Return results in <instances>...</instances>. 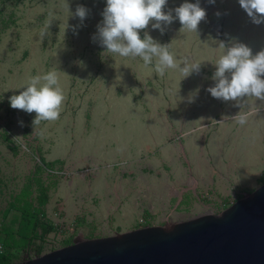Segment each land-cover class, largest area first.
I'll return each instance as SVG.
<instances>
[{
    "label": "rangeland",
    "instance_id": "obj_1",
    "mask_svg": "<svg viewBox=\"0 0 264 264\" xmlns=\"http://www.w3.org/2000/svg\"><path fill=\"white\" fill-rule=\"evenodd\" d=\"M185 2L206 11L197 33L182 32L178 19L162 25L163 34L152 28L155 21L140 33L171 45L178 61L201 63L183 79L176 69L159 76L138 58L107 53L98 35L106 0H0V195L19 190L0 241L21 258L41 252L49 233L72 222L64 247L108 237L99 231L112 221L84 216L134 211L146 226L168 228L219 215L253 193V184H264V101L250 102L258 113L240 126L232 121L243 110L237 102L207 91L215 86L220 44L264 51V35H251L263 23L238 22L239 0H168L163 10L175 17ZM78 6L88 10L83 21ZM53 69L65 95L61 114L34 127L35 113L13 109L10 97ZM58 209L68 222L54 227ZM146 213L157 219L146 220ZM43 228L49 232L41 234Z\"/></svg>",
    "mask_w": 264,
    "mask_h": 264
},
{
    "label": "clouds",
    "instance_id": "obj_2",
    "mask_svg": "<svg viewBox=\"0 0 264 264\" xmlns=\"http://www.w3.org/2000/svg\"><path fill=\"white\" fill-rule=\"evenodd\" d=\"M168 0H106L102 25L98 26L100 44L107 53L123 58H138L145 67H150L159 76H164L168 70L176 69L183 79L193 72H199L201 63L184 59L178 61L170 51L171 45H161L145 32L141 38V31L146 30L152 21L153 29H159L163 34L162 25H170L178 19L182 25L181 31L196 32L206 11L199 3L185 2L176 8L175 17L172 12L167 14L164 8ZM214 2V0H213ZM241 7L256 24L264 23V0H239ZM69 10V7H68ZM88 10L78 6L75 16L83 21ZM214 65L216 71L213 76L215 86L207 91L216 99L236 101L240 111L232 121L245 126L252 115L258 113L255 100L264 101V51L253 55L252 50L237 43L225 48ZM248 100L245 103L244 98ZM65 95L59 83V74L53 69L43 75H35L28 81L27 86L19 95L10 97L13 109L22 110L28 114L35 113L34 127L43 121H56L61 114ZM247 104V107H245ZM253 109L256 112H253ZM21 126L23 122L21 121ZM253 190H259L253 184Z\"/></svg>",
    "mask_w": 264,
    "mask_h": 264
},
{
    "label": "water",
    "instance_id": "obj_3",
    "mask_svg": "<svg viewBox=\"0 0 264 264\" xmlns=\"http://www.w3.org/2000/svg\"><path fill=\"white\" fill-rule=\"evenodd\" d=\"M219 215L146 226L15 264H264V184Z\"/></svg>",
    "mask_w": 264,
    "mask_h": 264
},
{
    "label": "built area",
    "instance_id": "obj_4",
    "mask_svg": "<svg viewBox=\"0 0 264 264\" xmlns=\"http://www.w3.org/2000/svg\"><path fill=\"white\" fill-rule=\"evenodd\" d=\"M18 194H19V190L16 191L13 188H9V189H7L6 192H3L2 195H0V228H1L2 223L4 221L5 213L10 208V206L12 205L14 199L16 198V196ZM233 203L234 202H231V205ZM54 216L56 217V219H53V221L55 222L54 227H56L57 221L59 219H61V222H68L67 218H66V220L64 219V217H66V211H64L62 209H58L57 212L54 214ZM40 221L48 222L46 217H43L41 215H40ZM137 222H138L137 224H138V226H140V228L146 227V222L144 221V219L142 217H140ZM73 228H74V222L70 223V225L63 231L60 229H54L52 231V233L50 234V236H51L50 241L45 244V247L43 248V250L41 252H39V253H35V252L27 253L26 255H24L22 257V259L24 257H27V259H35L39 256L48 254L52 251H55V250H58V249L64 247L63 243L66 242L70 238V236L73 232ZM6 251H8V249L3 244L0 243V254L4 253Z\"/></svg>",
    "mask_w": 264,
    "mask_h": 264
},
{
    "label": "crops",
    "instance_id": "obj_5",
    "mask_svg": "<svg viewBox=\"0 0 264 264\" xmlns=\"http://www.w3.org/2000/svg\"><path fill=\"white\" fill-rule=\"evenodd\" d=\"M241 10H240V9ZM236 17H237V21L238 22H246L247 24H256L253 22L252 18H250L247 14V12L241 7V5H238V9L236 11ZM261 24V23H260ZM263 28L261 29V31H253V33L251 35H264V23H263ZM253 174V173H252ZM193 187L195 188H199L198 184L195 185V184H191ZM141 213H138V212H134V211H125V212H122V213H118L116 215H113L111 217H109L108 215H105L103 214L102 212H99V213H96L94 214L93 216L89 217V216H84L82 218H84V220L86 221H92L94 220L96 223L97 222H103V223H106L108 224L109 221L113 224L112 226H108L107 229L103 228L102 227V230H100L99 232H101L103 235H104V232H105V236H112V235H115V234H119V233H125V232H129V231H132L134 229H138L140 228V226L137 225V220L140 218V217H143V215H140ZM146 217H149L150 219L152 220H155L157 219L156 217H154L152 215V213H146L145 214V219L149 220V218H146ZM97 232V231H96ZM92 232L90 230L86 231V235H90ZM51 234V233H49ZM95 234V232L93 233ZM94 237V236H93ZM87 239H94L92 237H88ZM21 257H19V259L17 261H15L16 263L17 262H20L21 261Z\"/></svg>",
    "mask_w": 264,
    "mask_h": 264
},
{
    "label": "trees",
    "instance_id": "obj_6",
    "mask_svg": "<svg viewBox=\"0 0 264 264\" xmlns=\"http://www.w3.org/2000/svg\"><path fill=\"white\" fill-rule=\"evenodd\" d=\"M38 220H39V216H38ZM40 223L41 224L39 226L46 227L45 222L40 221ZM37 226H38V223H37ZM48 232H49V229L47 228L40 229L41 234H47ZM22 238H23V235H22ZM0 243L3 244L8 249V251L0 254V264H14L15 261H17L20 257V253L18 249H14L11 251V248L7 246V244H5L4 241H0Z\"/></svg>",
    "mask_w": 264,
    "mask_h": 264
}]
</instances>
